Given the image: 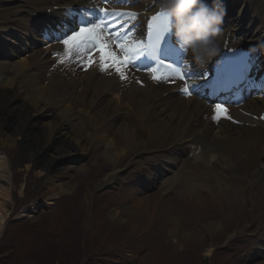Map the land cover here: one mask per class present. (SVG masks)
Masks as SVG:
<instances>
[{
	"label": "bare ground",
	"instance_id": "6f19581e",
	"mask_svg": "<svg viewBox=\"0 0 264 264\" xmlns=\"http://www.w3.org/2000/svg\"><path fill=\"white\" fill-rule=\"evenodd\" d=\"M71 1L21 0L12 7L0 2V57H6L7 50L25 53L17 62L0 63V237L14 205L9 151L17 148L26 155L23 161H34L45 154L46 148L55 146L38 172L48 183L44 203L50 204L71 187L72 173H51L53 161L89 152L91 161H101L98 168L110 173L107 182L123 184L112 217L125 221L132 231L156 226L165 237L176 238L177 249L187 248L185 262L200 257L203 247H192L193 241L213 236L217 244L223 242L234 264H264V219L258 221L256 235L240 238L246 230L243 221L251 214L250 205L254 202L264 213V123L236 110L242 125L226 121L215 125L207 105L181 98L176 86L149 81L145 87L135 81L122 85L95 69L84 73L72 68L61 71L49 50H32L31 46L37 42L38 25L58 13L47 15L45 10ZM202 2L209 7L214 4V0ZM219 3L224 14L237 13V17L228 16L222 38L232 31L261 41L264 47V0ZM36 12L37 17H33ZM26 46L30 48L27 52ZM21 99L23 110L19 119L11 122L8 106ZM245 109L260 114L264 100L251 102ZM39 126L44 129V137ZM62 135L74 143L67 144ZM143 154L150 157L143 158ZM136 161L140 167L121 178L120 167ZM165 161H172L177 169L162 177L160 169L166 166ZM161 178L155 192L144 187ZM73 200L71 215H58L56 228L69 231V226H75L72 219L78 210ZM37 208V203L25 207L18 217H33ZM244 241L252 245L242 254L233 247ZM155 243L152 264H160L165 255L178 254L166 240ZM213 249L208 247L206 255Z\"/></svg>",
	"mask_w": 264,
	"mask_h": 264
},
{
	"label": "rangeland",
	"instance_id": "374dc122",
	"mask_svg": "<svg viewBox=\"0 0 264 264\" xmlns=\"http://www.w3.org/2000/svg\"><path fill=\"white\" fill-rule=\"evenodd\" d=\"M0 2L12 7L21 0H0ZM19 59V56L14 55L11 61ZM6 60L9 62L10 59L1 58L0 63H8ZM22 101V99L13 101L8 106L9 110L11 109L9 121L14 122L20 116L23 110ZM39 129L42 130L41 136L44 137V129L41 126ZM61 139L69 145L74 143L70 137L68 139L64 135ZM54 147L46 148L45 154L34 161H28L29 159L23 161L26 155L19 153L17 148L9 151V158L12 160L10 161L11 185H13L11 197L14 205L0 237V264H152L153 251L157 248L155 242L166 240L167 244L177 247L176 238L165 237L156 226L135 228V231H132L125 221L120 222L112 217V212L120 203L118 200L121 197L123 184L119 181L107 182V175L110 173L107 169L98 168V162L101 161H91L92 155L89 152H85L82 156L76 153L73 159L64 160L61 157L62 161H53L56 163H52L51 173L58 174L64 171L72 173L73 177L69 179L71 187L68 192L56 196L50 204L44 203L48 183L44 182L38 172L48 162L45 159L52 156ZM142 156L150 157L149 154ZM134 162L120 167L121 178L126 176L128 171L140 167L139 161ZM165 163L166 166L160 169H163L161 174L166 169H168L164 173L166 176L173 174L176 166L171 165V162L165 161ZM162 181L163 178L144 187L153 193ZM73 198L78 210L75 218L72 219V223L75 221V226H69V231L56 228L58 215L65 213L71 215ZM34 203H37L38 208L33 217H18L22 209ZM250 211V216L243 221L246 230L241 233L240 238L244 240L256 235L259 229L258 221L264 219L260 206H256L254 202L250 205ZM227 213H230V218H234L232 212ZM261 223H264V220ZM207 242L210 244L208 245ZM222 243L217 244L213 236L193 241L190 244L192 247L199 246L203 249L199 259H191L187 262H185L187 248L178 245L179 248L175 250L178 253L176 257L173 254L165 255L160 264H234L233 258L227 256L228 249L225 250ZM251 245L244 241L237 243L233 248L245 254ZM208 247H214L209 256L206 255Z\"/></svg>",
	"mask_w": 264,
	"mask_h": 264
},
{
	"label": "clouds",
	"instance_id": "9594fccd",
	"mask_svg": "<svg viewBox=\"0 0 264 264\" xmlns=\"http://www.w3.org/2000/svg\"><path fill=\"white\" fill-rule=\"evenodd\" d=\"M157 15L171 22L179 47L190 57L187 64L202 66L220 54L224 10L219 0L212 7L202 0H159Z\"/></svg>",
	"mask_w": 264,
	"mask_h": 264
},
{
	"label": "snow or ice",
	"instance_id": "6c2138e0",
	"mask_svg": "<svg viewBox=\"0 0 264 264\" xmlns=\"http://www.w3.org/2000/svg\"><path fill=\"white\" fill-rule=\"evenodd\" d=\"M100 12L103 13L104 19L99 20L98 22H89L79 27L78 31H73V34L69 36L67 39L63 41V43L68 46L69 49L74 50L77 54L86 50L89 46L93 49H96L100 53V70L107 71L110 67L114 68L116 72H118L121 78H125L124 75V66L129 65L133 62L132 53H135L136 56L143 54L142 50H138L137 48H130L123 42H120V37L117 35L116 41L117 46L124 53L123 57L118 56L114 51H112V44L109 43L106 35L104 34V30L107 28V24L105 20L109 15L111 16H129L135 17V13L133 12H108L107 10L100 8ZM152 22L149 27L150 29H154L153 38L154 43L150 45V48L155 51L159 43L161 42L165 32L169 30V20L166 17H162L159 15L153 16ZM95 61L92 57L88 58V63L86 66H91ZM176 73H179L178 69L173 70ZM183 79V76H180ZM153 79L159 81L164 79L163 77L153 76ZM185 94H189L187 88L183 89ZM217 115L214 119H219L221 114H224L226 118H231L227 116V108L222 107L221 105L216 106Z\"/></svg>",
	"mask_w": 264,
	"mask_h": 264
}]
</instances>
